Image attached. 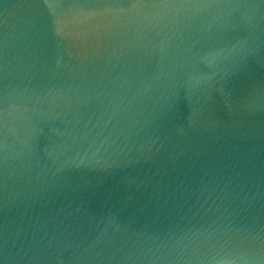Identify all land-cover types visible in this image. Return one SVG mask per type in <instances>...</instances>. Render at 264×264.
<instances>
[{"label":"water","instance_id":"95a60500","mask_svg":"<svg viewBox=\"0 0 264 264\" xmlns=\"http://www.w3.org/2000/svg\"><path fill=\"white\" fill-rule=\"evenodd\" d=\"M0 264H264V0H0Z\"/></svg>","mask_w":264,"mask_h":264}]
</instances>
